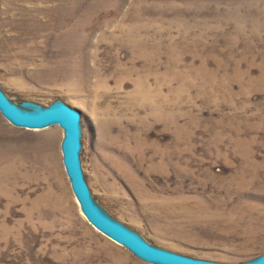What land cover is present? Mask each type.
I'll return each instance as SVG.
<instances>
[{"label": "rangeland", "instance_id": "1", "mask_svg": "<svg viewBox=\"0 0 264 264\" xmlns=\"http://www.w3.org/2000/svg\"><path fill=\"white\" fill-rule=\"evenodd\" d=\"M0 89L80 113L95 204L152 246L263 254L264 0H0ZM63 138L0 112V264H152L85 219Z\"/></svg>", "mask_w": 264, "mask_h": 264}, {"label": "water", "instance_id": "2", "mask_svg": "<svg viewBox=\"0 0 264 264\" xmlns=\"http://www.w3.org/2000/svg\"><path fill=\"white\" fill-rule=\"evenodd\" d=\"M0 112L13 125L25 129H43L53 125L63 128L61 149L63 164L85 219L113 241L126 247L138 258L152 264H229L207 261L164 250L145 241L137 233L112 220L95 204L81 168L80 113L65 103L37 111H26L14 104L0 89ZM242 264H264V252L257 259Z\"/></svg>", "mask_w": 264, "mask_h": 264}]
</instances>
